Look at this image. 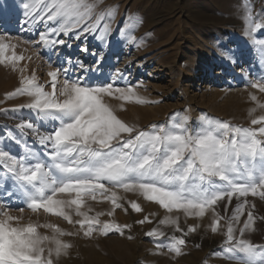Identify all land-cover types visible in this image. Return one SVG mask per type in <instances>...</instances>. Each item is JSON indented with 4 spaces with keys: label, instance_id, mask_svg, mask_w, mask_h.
I'll return each mask as SVG.
<instances>
[{
    "label": "rangeland",
    "instance_id": "rangeland-1",
    "mask_svg": "<svg viewBox=\"0 0 264 264\" xmlns=\"http://www.w3.org/2000/svg\"><path fill=\"white\" fill-rule=\"evenodd\" d=\"M88 2L94 5L90 27L101 23L97 17L108 14L102 27L52 35L48 29L56 25L52 21L29 22L23 15L22 0H0V39L8 45L7 56L23 57L0 62V150L14 157L31 151L48 159L44 154L49 148L41 144L39 136L52 132L57 122L28 108L32 98L19 94L17 89L25 78L34 77L45 91L52 92L48 73L57 69H66L72 79L86 77L85 82L93 85L132 86L147 103L123 101L118 93L103 99L119 119L138 131L183 122L191 132L206 119L232 126H261L252 125L251 120L264 115V108L260 107L264 105V93L251 85L264 83V0ZM249 17L253 23L261 24L251 35L246 27ZM40 33L48 37L49 43L40 40ZM61 40L63 44L58 42ZM64 79L65 72L61 70L56 80L57 98L61 100L58 90ZM252 96H256L255 101ZM29 122L31 129L20 127ZM10 176L0 163V178H4L0 179V217L6 210L19 217L21 225L52 224L70 233L59 236L50 228H38L41 235H57L70 245L59 257L53 252V264H240L242 254L228 252L225 241L233 210L245 199L247 204L239 222L231 221L234 235L241 238L240 229L251 213L252 222L243 238L264 245V199L259 195L234 197L231 204L226 198L198 217L183 210L168 212L139 192H128L105 182L108 191L81 194V211L99 220L91 235H85L88 224L82 228L76 223L83 217L76 215L75 206L66 209L72 223L43 209L32 211L15 194L17 189L7 179ZM112 192L116 193L119 207L108 198ZM57 198L74 199L75 193L58 194ZM133 202L141 211L132 209ZM145 217L148 220L139 223ZM167 217L177 223H161ZM217 218L219 224L214 233L211 229ZM12 223L16 225L17 221ZM105 223L120 226V231L113 229L103 234ZM153 230L156 234L146 235ZM181 237L186 243L180 246L179 253L170 250L172 238ZM116 242H124L127 247L123 244L114 248ZM44 247L47 257L48 248L54 249L55 245L45 242Z\"/></svg>",
    "mask_w": 264,
    "mask_h": 264
},
{
    "label": "snow or ice",
    "instance_id": "snow-or-ice-1",
    "mask_svg": "<svg viewBox=\"0 0 264 264\" xmlns=\"http://www.w3.org/2000/svg\"><path fill=\"white\" fill-rule=\"evenodd\" d=\"M22 7L29 22L52 21L56 25L48 29L52 35L58 32L68 34L74 29L84 32L98 30L103 26V20L109 18L105 13L104 17H97L101 23L90 27L88 21L93 18L94 5L88 0H22ZM246 27L251 35L261 28V24L253 23L249 17ZM40 40L49 43L44 33H40ZM58 42L64 43L62 40ZM7 49L8 45L0 39V62L23 59L7 56ZM61 70L65 72L63 85L58 90L62 100L57 98L56 87ZM48 76L52 92L45 91L34 77L25 78L23 86L17 89L19 94L32 98L28 108L37 110L44 119L57 122L52 132L39 136L41 144L49 148L44 154L48 159L33 155L31 151L22 157H14L0 150V163L11 173L7 179L17 189L15 194L23 198L32 211L43 209L72 223L66 209L75 206L76 215L83 217L76 223L82 228L87 223L85 235H91L93 225L99 224V220L81 211V194L108 191L106 183L128 192H139L146 200L158 203L168 212L183 210L187 215L198 217L226 198L228 204L234 197L259 195L264 199V115L251 120L252 125H261L259 128L232 126L228 122L206 119L191 132L183 122L153 126L151 131H138L119 119L103 99L105 95L118 93L123 101L147 103L136 95L132 86L125 88L114 83L93 85L85 82L86 77H68L66 69L50 71ZM251 86L264 93V83L257 81ZM251 98L256 100V96ZM260 107L264 108V105ZM20 127L31 129L33 125L29 122ZM71 193H75L74 199L57 198L58 194ZM108 198L115 207L120 206L116 203L115 192ZM246 204L245 199L233 210L226 231L227 251L242 254L240 264H264V245H255L243 238L252 222L251 213L240 229L241 238L234 235L231 221L239 222ZM131 207L141 211L135 202ZM227 207L225 205V210ZM14 220L16 225L12 223ZM19 220L6 210L2 212L0 264H53V252L59 257L70 247L57 235L50 237L38 231L39 227H46L59 236L70 234L58 226L31 222L21 225ZM147 220L145 217L139 223ZM161 223L176 224L177 221L167 217ZM218 224L217 218L213 221L212 232L217 231ZM113 229L119 232L120 226L105 223L103 234ZM154 234L156 230L146 235ZM45 242L55 245L54 249L48 248L47 257ZM185 243L182 237L172 238L170 250L179 253L180 246Z\"/></svg>",
    "mask_w": 264,
    "mask_h": 264
},
{
    "label": "bare ground",
    "instance_id": "bare-ground-1",
    "mask_svg": "<svg viewBox=\"0 0 264 264\" xmlns=\"http://www.w3.org/2000/svg\"><path fill=\"white\" fill-rule=\"evenodd\" d=\"M123 244H124V245H123ZM122 245H123V247L126 246V244H125L124 242H116V243H113V247H114V248H118L119 246H122ZM126 247H127V246H126ZM121 249H122V248H121ZM121 249H120V250H121ZM121 252H122V250H121ZM127 254H128V253H127ZM127 254H126V255H127ZM123 255H124V253H123Z\"/></svg>",
    "mask_w": 264,
    "mask_h": 264
}]
</instances>
